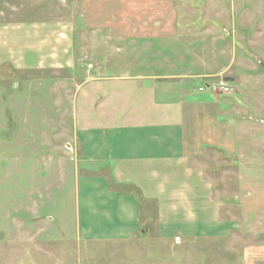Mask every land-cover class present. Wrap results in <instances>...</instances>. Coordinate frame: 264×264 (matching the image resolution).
Listing matches in <instances>:
<instances>
[{"label": "rangeland", "instance_id": "1", "mask_svg": "<svg viewBox=\"0 0 264 264\" xmlns=\"http://www.w3.org/2000/svg\"><path fill=\"white\" fill-rule=\"evenodd\" d=\"M240 1L116 0L125 4L157 2L158 12L163 11L161 4L173 2L172 29L178 43L166 45L158 39H147V43L124 39L113 40L104 47L101 43L107 39L99 42L91 38L94 34L83 15L85 0H0V264L199 263L195 257L193 262L191 259L186 262V257L184 262L181 260L183 253L188 256L201 253L195 247L181 253L185 241L182 235L185 219L181 215L170 216L171 224L167 227L160 225L167 230L162 238L156 229L148 234L144 230L146 236L142 233L133 240L116 244L86 242L82 238L87 232L97 236L102 230L110 233L118 229V224H125L127 215L121 208L116 210V201L110 200L106 202L110 219L104 211L102 217H88L87 191L95 192L106 185L118 202L134 200L140 222L145 225L154 219L157 201L147 198L134 183L119 182L114 167L118 135L114 131L122 121L108 123L107 115L102 116L99 110L88 111L93 104L86 96L108 89L105 85L97 88L104 80L105 84L116 83L121 87L128 75L137 74L134 65L156 68L166 54L171 55V62L178 67L176 74L183 71L198 74L202 68L198 66V70L194 65L211 56L207 51L216 50V68L225 72L206 81H228L231 87L227 93L212 94L237 93L232 97L240 98L239 105L245 107L247 120L255 126L250 128L251 133L258 131L257 125L263 128L254 139L264 144V70L261 66L264 0ZM147 45L152 51L143 48ZM122 57L126 61L130 59L124 66ZM107 59L126 68L107 72L101 65ZM125 72L128 75L124 77ZM112 73L117 76L111 78ZM93 77L97 78V86L85 83ZM136 83L131 80L123 86L130 84L134 88ZM111 106L116 108V103ZM116 114L110 113V116ZM162 119L165 123L166 117ZM112 128L115 130L111 131ZM87 138L99 145L100 156L95 159L98 165L84 160L90 153L85 143ZM254 139L250 143L257 145ZM249 153L252 158L235 162L238 168L244 165L251 175L249 200L255 201L257 187L264 188V167L258 165L260 159L264 163V147L257 152V159H253L255 151ZM220 169L222 173L225 168ZM228 186L229 183H221L217 189L228 197ZM224 211L228 208L222 209L221 216L227 222L229 215ZM258 217L249 215V220L258 222ZM214 232H209L212 235L207 237L199 230L196 238L200 242L229 238L228 232H221L222 238L217 231L218 235H213ZM207 248L213 250L212 246ZM206 253V257L199 255L202 256L200 264L216 261L212 253Z\"/></svg>", "mask_w": 264, "mask_h": 264}, {"label": "crops", "instance_id": "2", "mask_svg": "<svg viewBox=\"0 0 264 264\" xmlns=\"http://www.w3.org/2000/svg\"><path fill=\"white\" fill-rule=\"evenodd\" d=\"M115 1L82 2L85 22L94 34L91 38L99 42L103 38L108 40H103L102 46L106 47L113 40L124 39L145 40L142 43H147V39H158L166 45L178 43L172 29L173 2L161 4L163 11L158 12L157 2L125 4ZM152 22L156 24L152 25ZM138 46L133 45L134 48H141ZM149 47L143 46L152 51ZM207 53L211 54L210 60L208 58L194 65L198 70L202 68L198 74L191 71L176 74L178 67L171 62V55L166 54L156 68L153 66L147 69V66L139 63L133 66H136V75L123 73L124 77H128L122 80L124 82L121 87L116 83L105 84V80L97 86L96 77L86 80L85 83H91L97 88L102 85L108 87L102 91L96 89L98 94L86 96L87 101L93 104L90 110L87 108L88 111L99 110L102 116L107 115L108 123L122 121L116 130L111 129L118 135V153L114 157L117 179L119 182L134 183L147 198L157 200L155 214H151L154 219L145 225L140 222L134 200L118 202L113 191L106 185L95 192L87 191L85 212L88 217H102V212H107L106 202L110 200L116 201V210L121 208L127 215H124L125 224H118V229L110 233L102 230L96 236L87 232L82 237L86 242H128L144 230L148 234L151 229H156L162 238L165 237L163 234L166 235L164 230H167L160 225L167 227L171 224L170 216L181 215L185 219L182 230L184 250L181 253L188 252L189 247L198 248L197 251L201 252L196 256L183 253V262L185 257L186 262L188 259L193 262L195 257L199 261L197 264H200L201 257H206L204 254L207 252L212 253V258L216 259L212 264H264V188L259 190L257 187L254 198L258 200L250 201L251 175L244 165L238 168L235 162L252 158L250 151H255L253 159L259 157L257 152L264 144L254 138L263 132V128L257 125L258 131L251 133L250 128L255 126L247 120L245 107L239 105L240 98L236 100L232 97L237 93L215 95L209 91H198V87L205 84L207 78L225 72V69L216 68V50ZM109 60L101 64L107 72H118L126 68H121L120 63H110ZM121 60L124 66L126 58L122 57ZM261 66L264 70V62ZM116 74L112 73L111 78ZM131 80L137 81L134 88L130 84L123 86ZM112 103H116V108L111 106ZM115 112L116 116H110V113ZM164 116L165 123L162 119ZM86 117L85 113V121ZM252 137L257 145H252ZM93 141L87 138L85 142L90 153L84 160L88 163L92 161L91 165H98L95 159L100 156L99 145ZM102 156L105 158L104 150ZM258 161V165L264 167L261 159ZM222 167L225 169L221 173ZM90 179L89 183L92 181ZM221 183H229L228 197L225 192L221 193L217 189ZM226 207L228 211L224 212L229 215L227 222L221 217L222 209ZM105 215L110 219L108 212ZM249 215H258V222L251 223ZM199 230L205 232L203 234L207 237L212 235L209 232L215 231L213 235L218 232L221 238L224 236L221 232H228L229 238L200 242L196 238ZM241 231L248 232L242 235ZM161 243L164 244L162 240ZM208 246H212L213 250H206Z\"/></svg>", "mask_w": 264, "mask_h": 264}, {"label": "built area", "instance_id": "3", "mask_svg": "<svg viewBox=\"0 0 264 264\" xmlns=\"http://www.w3.org/2000/svg\"><path fill=\"white\" fill-rule=\"evenodd\" d=\"M89 67H91L92 65L89 64ZM230 84L228 83V81H211V82H206L205 84L201 85L198 87V91L199 92H205V91H209L211 93H217L218 91L221 92H228L230 90Z\"/></svg>", "mask_w": 264, "mask_h": 264}]
</instances>
